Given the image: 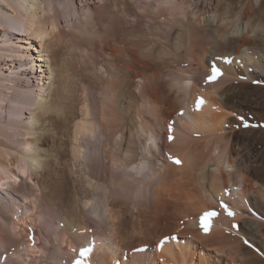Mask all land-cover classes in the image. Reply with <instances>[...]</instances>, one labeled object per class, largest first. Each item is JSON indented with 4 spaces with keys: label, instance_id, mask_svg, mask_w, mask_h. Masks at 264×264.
<instances>
[{
    "label": "bare ground",
    "instance_id": "1",
    "mask_svg": "<svg viewBox=\"0 0 264 264\" xmlns=\"http://www.w3.org/2000/svg\"><path fill=\"white\" fill-rule=\"evenodd\" d=\"M99 3L94 7L88 0H0V187L10 184L15 189L23 178L35 193L48 189L45 205L54 200L68 205L67 180L35 171L49 164L42 156L50 142L36 117L62 110L66 94L61 98L59 90L70 91L72 82L81 83L83 72L91 73L102 82L99 94L104 98L96 111L84 89L81 116L71 125L70 153L83 165L81 137H102L105 178L95 189L102 192L108 219L98 232L84 217L77 221L74 215L55 234L39 228L46 243L55 245L47 256L48 247L38 246L33 232L25 229L26 218L36 221L37 194L22 193L33 205L27 209L30 214L14 215L10 223L3 219L0 247L12 252L11 242L32 237L19 246V251L28 252L21 255V264H37L41 255L45 264H73L81 248H91L86 264L122 262L127 249L134 253L122 264H264V0ZM19 38L29 44L37 41L35 58L26 46L16 45ZM52 44L63 59L59 76L64 82L54 95L58 102L51 92ZM95 56L105 57L106 66L97 69ZM37 60L47 68L38 63L40 68L34 69ZM157 60L155 70L152 62ZM7 61L13 65L10 74ZM131 64L154 71L148 75L138 68L144 74L138 77L135 93L124 96L130 86L123 90L122 73L133 70ZM213 64L223 75L205 82ZM122 96L128 98L127 106H122ZM197 97L204 100L199 110ZM53 119L46 117L58 134L55 143L64 158L66 127ZM85 168L81 171L89 177ZM120 197L129 198L132 206ZM221 201L234 216L220 207ZM99 204L94 197L83 201L84 207L97 209ZM206 211L217 213L209 219L207 232L200 226ZM159 218L166 220L164 233L157 230ZM134 231L140 234L137 244L122 241Z\"/></svg>",
    "mask_w": 264,
    "mask_h": 264
},
{
    "label": "rangeland",
    "instance_id": "2",
    "mask_svg": "<svg viewBox=\"0 0 264 264\" xmlns=\"http://www.w3.org/2000/svg\"><path fill=\"white\" fill-rule=\"evenodd\" d=\"M88 2L94 7H96L97 5H100L99 0H94V3H93V0H88ZM130 19L132 21H134L133 17H130ZM17 41H19L18 43H16V45H18V47L26 46L27 47L26 51H28V53H30V54L32 53L31 54L32 57L35 58L36 52L34 51V46H38L37 41L32 42L31 44H29L28 41H27V43L22 42L23 38H21V39L19 38ZM35 43H36V45H35ZM49 54H50L49 56H50L51 67L54 68L52 81L54 82V85H55V87L53 86L51 88V90H52L51 92L53 94V98L55 97L54 98L55 101L57 100L56 102H58V100L59 101H61V100L58 99V97L54 96V95H58V94H56L58 92L56 87L60 89V87H61L60 84L64 82V78L62 76H59L60 73L62 72L61 67L63 65V59L61 58V54H59V52H58V48L53 44L50 46V53ZM101 58L103 61L101 60ZM104 59H105V57H103V56H95L94 63H95V66L97 69H99L98 66H101V65L106 66L105 65L106 60H104ZM37 61L38 62H35L36 67L34 66V69L40 68L38 66V63H40V62H39V60H37ZM97 63L99 65H97ZM152 63L154 65H156V68H154L156 70L158 67L157 64L160 63V61L157 60V63L156 62H152ZM7 64H8V66H10V68L8 70H6V73L8 72L10 74L13 71L12 70L13 65H11L10 61H7ZM40 64L42 65V69H43V66H44V68H47V65H46L47 63L42 62ZM86 66L89 67V64L83 65V67H86ZM173 66L175 67L174 64L171 67H173ZM159 67H161V66L159 65ZM132 68H134V69L137 68V69H135V70L130 69L129 70L130 72L125 71L126 73L125 72L122 73V79L125 82V83L123 82V85H122L123 90H127V88L130 86L127 90V93H126V91H123L124 96H126V94L130 95V93H135V89H136L135 86H137V84H138V77L139 76L142 77V75L144 73H142V75L140 73L145 72V69L142 70L139 67H135L134 65H132ZM138 68L140 69L141 72L138 70ZM18 71L20 72V70H18ZM136 71H138V72H136ZM151 71H154V70L150 69L145 73H147V74L149 73L148 75H150ZM37 74H39V73L37 72L36 75ZM62 75H63V73H62ZM10 76H12V75H10ZM83 76H84V77H82L83 79H81L82 84L80 83L79 79L77 80V84H76V82H72V84H71L70 79L68 82V80L65 78V80H67L68 85H69V83L71 84V85H69L70 86L69 90H70V88H72L73 90L72 89L70 90L72 93L70 91H68L69 94H68V92L65 93L62 90H59L61 92H58L59 94L61 93L60 94L61 98L63 95L66 94L64 96V100L62 98V102H63L62 105L63 104L64 105L61 109L64 110L63 112H62V110L50 109L48 111V113H46L44 115L40 114V115H38V117H36L37 118L36 120L38 121L37 126H41V128H44L42 130V132H44L50 138V140H49L50 142H49V146L47 147V149H49V150H47L46 154H44L42 156V158L46 159V161H48L49 164L47 166L46 165L39 166L35 171H37L38 173H41V174H45L46 176L50 175V178L48 176L47 177L49 179H52V180H57L59 178H63V179L67 180V182L64 185H66L67 194L69 196L68 205L66 203L65 204L63 203L64 205L60 203L61 204L60 205L58 203L59 200L51 201L49 206L45 205L44 201H43V194L46 193L48 191V189L41 187L42 191L41 192L36 191L37 193H35L36 188L32 187L29 182L24 183L25 181L23 178H22V182L18 180V183L20 182L21 186H19V185L17 186V184L15 185L16 187H14V188L16 190L13 189L10 184H6L5 188H4V186L0 187V223H2L4 220H5V222L8 221L7 223H10L13 220L15 221L14 218L19 216L20 214H23V215H25V217H28L30 212L27 209H29L32 204H30L31 202L29 199L23 198L22 193H24L26 195H32V193L35 195L37 194L36 196L38 198V201L36 202V206H37L36 211L38 210L37 213H39L40 216L37 213L35 214V212L33 211L32 214L33 215L35 214V216H36V218H35L36 221H34L36 225L34 224L33 220H31V218H26V224H25L26 227L25 226L24 227L27 230L28 234L30 231L33 232L32 237L35 239V242H38L37 243L38 246L44 247V248L48 247V248H46V252H45V254L47 256L51 255V253H49V250L54 249L55 245L52 244V246H50L46 243V241L44 240L43 234L38 232L39 228L42 229L43 233H45V234H51V233L55 234L56 230L58 228H61L63 223H66V219L67 218L70 219L71 215H74V217L77 221L81 220L84 217L83 219L85 220L86 224H88L91 227V229H95L98 232V231H100V229H102V227H103L102 225H104V223L108 221L107 212L104 213L102 210L103 209L102 206L105 202V201L103 202V200L101 199L102 192L100 189H95V184L97 183V181L101 182L100 180L102 178H105V172H104V169L102 167L101 160H100V149H101L100 140L102 139V137L98 136V138H97V137L93 136V137H91V139H89L87 136L81 137V142L85 146V152H84V155L82 158V162L86 161L85 164L78 165V162L75 161L76 159H74V157L70 153V151H71L70 146L73 143V141L71 139V137H73L71 125L75 120H77V117L81 116V111H80V107L82 104L81 97H83V92L85 91L84 89L86 88L85 92H87V94L89 92L88 97H89L90 101L93 102L92 105L94 104L93 108H95L96 111L98 110L100 103H101L102 99L104 98V95L101 96L102 94L101 93L99 94L100 88L102 87L101 86L102 82L100 80H98L97 77H93L94 75L91 73L83 72ZM37 79H38V77H37ZM33 80H35V77H33ZM203 80H205V79H203ZM57 85H59V87ZM76 85H79V86H76ZM124 85H125V87H124ZM75 88H76V90H75ZM87 88L89 90H87ZM74 92H76V93H74ZM96 92H97V94H96ZM74 97H75V99H74ZM92 97H93V99H92ZM79 99H81V100H79ZM119 100H120L121 104H123L122 106H127L126 104H128L127 103L128 98L125 99V97L122 96V98H120ZM64 112H65V114H63ZM175 114H176V116H175ZM175 114L173 115L174 118L177 117V114H179V112H176ZM48 115L52 116V118H54L53 120H59L62 124V129H64L66 127V129L64 130L65 131V135H64L65 137L63 136V138H65V139H63V140L66 141L65 143H66L67 152H66V155L64 158H60V156L58 154L57 144L55 143L56 139H58V134L55 133V131H54L55 128L52 129V127L49 126L48 121L46 120V117ZM24 116L28 117V114H25ZM90 153H91V155H90ZM51 157H53V158H51ZM84 166L87 167L85 169L90 174L89 177L84 175V173L81 171V169L84 168ZM118 174H121V173L118 171ZM92 180H93V182H92ZM89 182H91L93 185L92 186L88 185ZM30 192H32V193H30ZM91 197H94L95 200L100 202L97 209H95V207L93 205H89V206H85V207L83 206V201L85 199L87 200ZM120 198L122 199V197H120ZM128 199L127 200L122 199V201L124 200L123 202L126 205H129L131 207L132 204L130 205L131 202ZM58 205H59V207H58ZM95 210H97L96 213L94 212ZM100 212H101V216H100ZM14 215L16 217H14ZM97 215H99V216H97ZM157 222H158L157 230H159V232H161V233H164L163 230H164V228H166L165 227V224H166L165 218L164 219L159 218V219H157ZM171 222L174 223L175 222L174 219L173 220L171 219ZM8 231H9L8 232L9 234L10 233L12 234V231L10 229ZM27 235L16 239L14 242H11L8 245L9 248H11V249H12V247L14 248L12 252L15 251L16 254L12 253L11 251L6 252L5 249L7 250V248L3 249V247H0V264H3L8 260H10L8 262L10 264H21V261H20L21 255L24 256L28 252H26V250H23V249L19 251V249H20L19 246L26 242V240L29 237V235L28 236ZM36 236L39 238L38 241H37ZM1 238H2V233L0 232V240H1ZM111 238H112V236L110 237V239ZM139 239H140V234H138L136 231H134V232H129L126 235V237L122 238V241L126 242V243L129 242L130 244L134 245V244H137L139 242ZM130 250L131 249L125 250V254H124L125 256H123V258L120 259V261L122 260V262L115 260L114 262H112V264H122L123 261L126 260L128 258V256L131 255V253H134V252H132V250L131 251ZM126 253H128V255ZM33 258L34 257H31L30 259L33 260ZM38 259H39V262L37 264H45V262L43 263V260H45L44 255H41Z\"/></svg>",
    "mask_w": 264,
    "mask_h": 264
},
{
    "label": "snow or ice",
    "instance_id": "3",
    "mask_svg": "<svg viewBox=\"0 0 264 264\" xmlns=\"http://www.w3.org/2000/svg\"><path fill=\"white\" fill-rule=\"evenodd\" d=\"M226 59V58H225ZM221 75H223L222 70L217 67L215 64L212 65L211 67V74L208 75L206 77L205 82H210V81H215L218 77H220ZM204 103L203 98L197 97L196 99V109L199 110L200 106ZM245 126L247 127L248 125L245 124ZM169 140H172V126L171 124L169 125ZM169 159H172L174 163L179 164L180 161L174 157H169ZM220 207L227 213V215L229 216H234L235 213L229 208V206L224 203L223 201L220 202ZM217 215L216 212L214 211H206L204 212L201 217H200V226L201 228L207 232L209 231V219L213 216ZM175 238V237H174ZM29 239H33L32 237H29ZM165 239H167V237H165ZM164 241L162 240L160 242V245H158V247H161L163 245ZM91 251V248H81L80 249V253H79V258L76 259L75 261H73V264H86V261L84 260V257L87 256V254Z\"/></svg>",
    "mask_w": 264,
    "mask_h": 264
}]
</instances>
